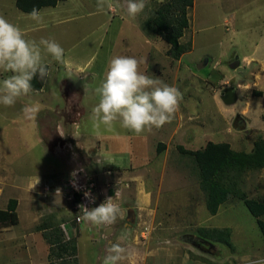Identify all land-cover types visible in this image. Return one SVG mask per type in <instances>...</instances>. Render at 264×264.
<instances>
[{
	"label": "rangeland",
	"instance_id": "rangeland-1",
	"mask_svg": "<svg viewBox=\"0 0 264 264\" xmlns=\"http://www.w3.org/2000/svg\"><path fill=\"white\" fill-rule=\"evenodd\" d=\"M166 1L146 0L143 12L131 18L123 0H108L112 6L102 11L97 0H67L39 29L16 9L15 0H0V15L24 32L30 29L26 39L52 38L65 50V63L46 57L50 75L42 91L19 98L14 106L0 105V209L16 199L19 217L16 226L0 227V264H50L49 245L39 230L45 224L48 231L61 225L67 237H75L77 264H101L113 243L127 250L120 264H249L264 257L256 219L242 201L231 195L211 216L193 157L177 149L203 150L213 142L251 152L256 140H264V65L252 64L260 70L254 78L257 83L262 77L261 88L238 92L233 105L221 100L224 89L242 82L231 68L235 60L249 64L257 43L256 56L264 62V39L259 43L264 0H194L180 39L191 50L179 60L169 58L168 45L145 27ZM117 55L144 58L141 72L180 89L183 99L171 122L140 135L119 121L111 128L93 127L90 117L99 102L94 89ZM9 75L0 71V80ZM28 101L42 105L31 121L21 118ZM159 143L164 147L157 152ZM73 153L78 160L62 172ZM113 168L129 174L110 183L105 175ZM73 171L96 180L98 202L116 194L122 212L113 225L77 224L61 195L43 191L48 178H41L38 188L31 180L53 175L66 180ZM238 184L247 198L264 202V168L244 174ZM131 213L133 224L127 222ZM200 228H229L233 249L203 242Z\"/></svg>",
	"mask_w": 264,
	"mask_h": 264
},
{
	"label": "clouds",
	"instance_id": "clouds-1",
	"mask_svg": "<svg viewBox=\"0 0 264 264\" xmlns=\"http://www.w3.org/2000/svg\"><path fill=\"white\" fill-rule=\"evenodd\" d=\"M111 6L108 0H97L98 11ZM122 6L129 17L135 18L145 9L146 0H123ZM25 15L37 24L43 22L42 11L37 8ZM47 56L58 63H65V50L54 39H26L18 25L0 15V70L11 73L0 80V105L11 107L19 98L42 91L34 89L32 82L37 76L43 82L50 75ZM143 63H146L144 58L133 56L117 55L110 59L104 77L94 89L99 97L90 117L94 128L101 125L111 128L114 122L119 121L121 127L140 135L145 130L171 122L183 93L178 87L141 72ZM41 108L38 101H28L21 108L22 120H34ZM101 160L98 159L97 163ZM77 175L76 171L71 173L73 179ZM73 187L79 190L75 183ZM84 197L89 203H95L90 191H84ZM78 207L83 213L79 219L97 227L113 225L122 212L116 203V194L115 198L107 197L97 207L89 208L84 204ZM106 252L101 264H120L128 254L118 243L111 244ZM249 264H264V257L250 260Z\"/></svg>",
	"mask_w": 264,
	"mask_h": 264
},
{
	"label": "trees",
	"instance_id": "trees-1",
	"mask_svg": "<svg viewBox=\"0 0 264 264\" xmlns=\"http://www.w3.org/2000/svg\"><path fill=\"white\" fill-rule=\"evenodd\" d=\"M67 0H15V7L22 13H29L33 8H53ZM194 0H167L153 12L146 30L159 37L168 45L167 56L179 60L190 52L191 45L181 44L180 39L189 27L188 12L193 7ZM46 81V79H45ZM45 81L37 76L32 84L34 89H42ZM72 143V142H70ZM162 143L157 146V152ZM181 154L193 157L200 174V188L206 195L207 212L214 216L220 205L231 195H236L242 201L248 212L256 219L264 242V202L249 199L239 190L238 182L248 172L264 168V140L254 142L251 152L234 151L227 143L208 142L203 150L190 151L177 147ZM17 200L9 199L5 209H0V227L16 226L19 223ZM47 224L39 228L49 245L50 264H77L75 237L67 238L62 227L48 231ZM197 235L203 242L218 243L233 249L232 232L229 228H200ZM74 258V259H73Z\"/></svg>",
	"mask_w": 264,
	"mask_h": 264
},
{
	"label": "crops",
	"instance_id": "crops-1",
	"mask_svg": "<svg viewBox=\"0 0 264 264\" xmlns=\"http://www.w3.org/2000/svg\"><path fill=\"white\" fill-rule=\"evenodd\" d=\"M66 2V1H65ZM65 2H61V3H59L56 7H53V8H43V9H41V11H42V14H43V22L42 23H39V24H37V25H35L34 27H36V28H39V29H41V28H43V26L46 24V22L48 23H51V21H45L44 19H49V18H52L53 17V14L58 10V8H59V6H61L62 4H64ZM22 13V12H21ZM46 13V15H44ZM22 14H24L25 15V13H22ZM26 16V15H25ZM11 23H13V22H11ZM29 31H30V29L29 30H26L24 33L25 34H28L29 33ZM262 39H264V34L263 33H261L260 34V36H259V43L261 42V40ZM264 41V40H263ZM255 48H254V51H253V53H254V55L252 56V57H250L249 59H247V61L249 62V64H247L246 65V63L245 62H243V61H240L241 62V64H240V62H239V65L244 69V72H241V73H238L243 79H242V82H238V84H237V86H236V88L235 87H233L232 89H233V91H234V93H235V95H236V97H237V99H238V96H237V93L238 92H243V90H246V91H248L249 90V88H258V82H261L262 81V77L260 78V81H258L257 83H256V78H254V76H261V74H260V70H253V68H254V66H260V68H262L263 67V65H264V62L259 58V57H257L256 56V53H255V50H257V48L259 47L258 46V44L256 43L255 44V46H254ZM168 49V48H167ZM166 49V50H167ZM183 57V56H182ZM181 59V58H180ZM246 59V58H245ZM252 64H255L254 66H252ZM0 71H2V70H0ZM49 71H50V67H49ZM235 71V70H234ZM236 72V71H235ZM220 74H225V72H219ZM246 74V75H245ZM252 79V84H246V79L248 80V79ZM257 78H259V77H257ZM225 79H226V77H225ZM245 84V85H244ZM263 87H264V84H263ZM259 88H261V87H259ZM258 88V89H259ZM260 90H262V89H260ZM263 96V97H262ZM262 98H264V93L262 94ZM237 101V100H236ZM236 101H235V103H236ZM146 139V138H145ZM146 143H147V140H146ZM180 146V145H179ZM182 147V146H181ZM125 155H126V153H125ZM111 158H109V157H106V160H110ZM78 159H77V157H76V154H72V157H71V161H69V164H68V162H67V164L68 165H66V167H64V169H62V172H68L70 169H71V167L72 166H74V163H73V161H77ZM139 162L140 161H138L137 162V164H139ZM79 164V163H78ZM70 165V166H69ZM80 165V164H79ZM141 166V163H140V165H138L137 167H140ZM120 170H123V169H120ZM119 169H115V168H113V170H111L112 171V175L110 174V172L109 171H107L106 172V177H105V180H108L110 183L111 182H113V184L114 183H119L122 179H123V177H124V174L127 172V171H125V172H122V171H120ZM72 173V172H71ZM71 173H70V175H68V177L69 176H71ZM108 173V174H107ZM128 174H129V172H127ZM41 178H43V179H47V178H54V180L56 181V182H59V181H63V180H65V178H62V177H57V176H55V175H53V176H50V177H47V176H45V177H39V176H31V180H33V181H35L36 180V183H38L37 184V188L38 187H40V183H41V181H40V179ZM66 179H67V177H66ZM107 181V182H108ZM68 204H70L69 202H67ZM71 205V204H70ZM62 227V226H61ZM2 228H8V227H2Z\"/></svg>",
	"mask_w": 264,
	"mask_h": 264
},
{
	"label": "built area",
	"instance_id": "built-area-1",
	"mask_svg": "<svg viewBox=\"0 0 264 264\" xmlns=\"http://www.w3.org/2000/svg\"><path fill=\"white\" fill-rule=\"evenodd\" d=\"M78 175L73 179L72 176H70L68 179L61 181L60 183H57L54 179L48 178L46 182H44L42 189L45 193H53L55 195H61L63 199H65L67 202H69L72 206L73 214L76 215L75 221L77 224H82L83 222L79 219L80 216H82V212H80V208L78 207L80 204H84L85 206L92 208L97 207L100 202H98L97 198V191L98 187L96 184V180L88 177L85 173L77 172ZM73 183L77 185L79 190L77 188L73 187ZM60 190V192H57V190ZM84 191H90L91 195L95 197V203H89L87 199L84 197ZM62 230L65 231L64 227H62ZM65 233V232H64ZM67 233H65V236ZM67 237V236H66ZM69 238V237H67Z\"/></svg>",
	"mask_w": 264,
	"mask_h": 264
},
{
	"label": "water",
	"instance_id": "water-1",
	"mask_svg": "<svg viewBox=\"0 0 264 264\" xmlns=\"http://www.w3.org/2000/svg\"><path fill=\"white\" fill-rule=\"evenodd\" d=\"M232 69H234L236 72L238 73H241V72H244V69L239 65V62L238 63H235L232 67ZM221 100L223 101V103L225 105H233L235 103V101L237 100V97L233 91L232 88H227V89H224L221 93ZM240 119L239 116H236L235 118V123L234 125L236 124V122ZM245 128V125H242L240 130H243ZM127 222L129 224H133L134 222V214L131 213L128 217H127Z\"/></svg>",
	"mask_w": 264,
	"mask_h": 264
},
{
	"label": "flooded vegetation",
	"instance_id": "flooded-vegetation-1",
	"mask_svg": "<svg viewBox=\"0 0 264 264\" xmlns=\"http://www.w3.org/2000/svg\"><path fill=\"white\" fill-rule=\"evenodd\" d=\"M235 63H238V61L235 60V61L232 63V66H233ZM232 66H231V67H232ZM241 126H242V125H241ZM200 246H201V245H197L196 247H200Z\"/></svg>",
	"mask_w": 264,
	"mask_h": 264
}]
</instances>
